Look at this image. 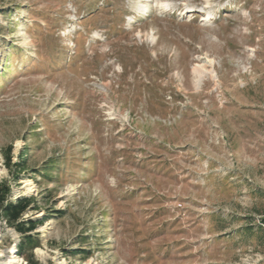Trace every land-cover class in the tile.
<instances>
[{
  "label": "rangeland",
  "instance_id": "rangeland-1",
  "mask_svg": "<svg viewBox=\"0 0 264 264\" xmlns=\"http://www.w3.org/2000/svg\"><path fill=\"white\" fill-rule=\"evenodd\" d=\"M0 180L37 264H264V0H0Z\"/></svg>",
  "mask_w": 264,
  "mask_h": 264
},
{
  "label": "trees",
  "instance_id": "trees-1",
  "mask_svg": "<svg viewBox=\"0 0 264 264\" xmlns=\"http://www.w3.org/2000/svg\"><path fill=\"white\" fill-rule=\"evenodd\" d=\"M25 162V160H21L16 166L22 168ZM9 169H11V166H9ZM49 171L47 170L45 173L48 174ZM10 194V184L7 181L0 180V211L2 217L9 226L22 236L18 248L19 254L28 260V264H37L33 258V250L38 248L39 242L38 238L33 236V233L43 225L44 221L26 220L24 218L34 203L33 198H21L17 201H11L9 199Z\"/></svg>",
  "mask_w": 264,
  "mask_h": 264
}]
</instances>
